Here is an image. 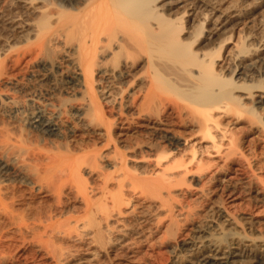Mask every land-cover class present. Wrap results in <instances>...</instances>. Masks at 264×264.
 Listing matches in <instances>:
<instances>
[{
  "label": "rangeland",
  "instance_id": "374dc122",
  "mask_svg": "<svg viewBox=\"0 0 264 264\" xmlns=\"http://www.w3.org/2000/svg\"><path fill=\"white\" fill-rule=\"evenodd\" d=\"M32 1L33 0H0L1 70L3 68V53L6 54L10 52V63L12 64L13 62L11 60L12 57H14V51L16 52L20 49L19 53L24 54H20L21 58L24 56L22 61H20L21 63L18 62L19 64L16 63V65H10L9 63L11 68L8 67L6 73L2 74L3 77L2 75L0 77V98L4 101H2V103L0 102V166H2V168L0 167V182L2 181L0 183V188L2 190L4 187L3 191L7 193L6 196H4L5 192H3V197H5L3 201L5 199L7 200V202L4 201L6 202L4 203L6 206L2 204L5 208H1L2 206H0V264H200V253L203 252V249L199 248L200 251L198 248L196 251L190 250L188 245L191 242H196L194 244H198L199 246L200 241H202L201 243L204 242L203 237L205 236L216 241L223 240L220 241L221 243L226 240V244L223 243L222 245V248L224 247L223 250H226L225 246L229 247H226L227 250H230L231 247L232 249L245 250L246 255L248 253V258H242L241 264H254V258H252V256L259 251L256 248V240L264 239V105L261 104L260 106L255 103L256 100H259V98H257L258 95L263 96L264 99V49H262V46V50L260 49L258 40H256V38L258 39L264 34V0H206L205 2H203V0H160L161 2L169 1L170 3H168L170 6L167 4L162 10L166 17H171L173 19L179 17L186 11L187 13L193 11L190 16H184V19L188 20H185L186 23H183L181 35L184 38H189L188 36L192 37L194 32L200 31L197 37H192L193 39L197 38L195 39V43L193 42V46L198 52L203 51V49L205 51L217 48L219 41L223 37L220 36L217 38L216 36V38L213 37L208 39L207 28L211 25V17L215 15L220 16L221 14L226 17V13L229 14L230 12L241 11L239 16L234 17L237 19L232 18L226 27V32L228 34L231 33V38L228 39L219 53L217 52L216 56H214L216 60L215 66L218 73H220V77L229 78L232 84L228 87L232 90L233 95L240 97L238 107L241 112L236 113L234 109L226 110L225 108L227 105L225 106L224 103H220L219 105L215 104L210 110V120L207 122L205 121L206 124L194 110L199 105L190 101L185 95L181 96L176 92L177 90H185L186 88L184 76L186 77L187 74L183 72L179 66H174V69H176L170 70V76L167 77L170 83L178 89L175 90L173 89L175 87H167L165 89L162 88V90H153L154 94H159L155 96L152 94L145 100L139 99L137 101V105L139 104L138 106L143 110L140 111L137 105L130 102L133 97L132 92L134 89H137L133 94L134 96L141 93L139 92V88L135 85L136 81H139L140 84L142 83L139 87L144 86L140 88L142 91L148 90L147 88L150 84L151 73L149 72L150 70L148 71V68H146L147 73L145 71L146 56L143 55L144 53H139L141 57L139 55L136 66L133 65V68L130 67L131 58L126 56L127 52L133 51L132 49L127 52H123V50L119 51L116 57L111 55L118 48V43L116 42H119V40H115L116 38L111 42L114 48L111 46V48L106 49V54L100 53L101 57L98 60H100V64L102 62L101 67L105 66L104 68L108 69V76H110L108 78H113V80L116 81L115 86L118 84L117 82L120 84L122 81L124 82V80L126 81L128 79L127 82L130 87H126V90H128H125V92L126 94L128 92L129 96L127 97L126 95L124 100L128 99V103L132 105L127 103L124 108L125 110H123L125 112L122 114V116H124L121 123L113 128V135L114 139L116 138V143L111 142L106 145L104 139L105 135L103 133L105 132L104 125L95 123L88 124V126L84 125L85 122L88 121L87 119H84V123H79L81 126H78V129H80L75 130L73 136L68 137V140H71L74 144L91 145V147L93 144V146H97L95 147L96 149L101 148L100 151L108 156L106 157V161H103V159L101 162L99 161L101 164L98 165V167L96 165L93 168L86 166V168L83 169V176H85L88 181L87 186L90 185L87 188H95H93L94 191H92V189L90 190L92 193L87 189L91 197V207L93 208V212H95H92L93 214L91 212H84L85 203L81 199L82 193H79V191L77 192V185L74 187L75 184H72L74 182H69L70 184H67V186L65 185L67 188H61L63 191H60V194L61 192L63 193L60 196L63 200L59 201L61 197H59V194L57 197L56 194L58 191H56V194L52 193L51 184H49L50 182L47 183L46 180V177H49L47 174H50L48 171H51L53 166L47 163L46 155H43L45 159L41 161H35L32 155L33 151L36 153L38 148L42 147L40 145H44L43 147L46 149L50 146L49 149L51 151L53 143L49 140L47 141V139L43 142L44 140H41V138L37 136V132L28 126L26 121L29 113L43 110L45 115L47 114L52 117L54 115L55 117V114L59 111L57 110L58 108L60 111H63V107L66 109L68 108L65 112L63 111V113H61L59 111V113L56 114V120L58 119L57 122L63 130L66 129L65 131H67L68 128H72L75 121L73 119L65 120V118H67L66 115L71 112L70 110L77 108H81L82 110L87 103V92L85 87L81 86V84L74 86L68 83L69 77L75 76L73 75L74 72L71 74L72 68H70L68 57L64 55L65 53L62 48L63 42H57V44L55 43L54 45L46 47V50L44 49L45 51L39 53L40 56L39 54L36 55L37 52L35 55L38 56V58L35 57L37 59L34 61V54H32L33 50L30 52L27 47L34 38L31 39V37L34 36L37 31H35V28L39 24V18L42 14L41 11L44 12L46 9L45 12H47L54 8L55 5H53V0ZM48 1L51 4H49ZM246 10L247 13L245 14L244 11L246 12ZM204 16H207V21L203 20L205 18ZM12 26L15 28L13 29ZM19 26H21V28ZM50 30L52 31L51 27H47L44 31L48 33ZM111 32L109 30L106 33L110 35ZM259 33H262L261 36ZM107 34H102V42L100 44L103 45L107 43L109 40L106 36ZM117 36L121 39V33H118ZM263 36L262 38L264 40ZM26 37H29V41L25 42V39L28 40ZM75 40L72 38V42ZM15 46L19 48L16 49ZM59 46L60 49L58 48ZM30 47L32 46L30 45ZM71 47L72 44L70 43V46L67 45L65 49L70 53L74 46L70 50ZM243 47L246 48V53H244L245 57L242 54V59H235L233 56ZM7 48H10L9 51H7ZM50 50H52V52ZM49 53L51 54V58ZM133 53L134 52H132V54ZM68 56H70V54ZM49 59L57 60L60 64L58 68H50L48 63L51 60ZM169 62L166 60V64H172L171 62L169 64ZM119 69L124 71L130 69L132 72H130L131 74L129 73L128 76L125 75L120 81L115 77L120 71ZM95 73L96 72H94V75ZM129 75L134 76V78L133 76L131 78H133L135 82H133V80L130 81L131 78ZM76 78H80L78 80L81 82V76L78 75L77 77L76 75ZM95 87L96 85H94V88ZM116 87H118V85ZM160 90L161 92H159ZM156 98L158 100L161 99L158 101ZM65 99L67 100L66 104ZM141 104H144L147 109L145 106L141 107L143 106ZM258 105L260 107H258ZM117 106L118 104L116 107ZM60 107H62V109ZM118 108L119 106L112 109L113 111L110 114H106L108 119L118 116V111H120ZM106 109H109V107L107 108L106 106L104 110ZM155 111L157 114L154 113ZM252 112L253 114H251ZM192 117L195 118L193 119ZM204 124L209 126V135L203 132L204 129L202 126H204ZM6 132L8 134H6ZM2 133L3 135H1ZM61 139L56 141L59 142ZM64 141L65 140L62 139L61 142ZM126 142L129 144L131 143L130 146ZM44 143H47V145ZM113 144L119 152H126L125 168L119 165L118 160L115 162L116 160L112 159L115 154V146H113ZM17 145L25 146L20 147L22 148L20 151L16 148ZM23 148L24 150L26 149V154L32 151V154L28 153L32 157L29 155V160L28 157L27 159H25L26 157L23 158L24 162L21 161L22 156H25V154L22 155ZM53 149L55 150L54 147ZM140 151L143 155L145 154L144 158L141 157ZM20 154L22 155L21 157ZM16 155H18V157ZM109 156L111 160H109ZM12 158H16L17 160ZM33 160L36 162V165H32L34 162ZM179 164L180 166H178ZM27 165H32L30 169H34V172H36L35 167L42 166L41 168H45L47 166L48 170L46 172L48 173L43 172V169H41L42 172L40 173H42L41 175L43 176L41 177L44 178V175H46V177L41 179V182H37L38 184L32 181L33 185L31 180L37 181V179H35L36 173H33ZM21 166H24V168ZM56 167L57 166H54V169ZM60 167V170H58L59 167L56 169L59 173L56 170H52L51 172L54 171V175H52V173L50 176L55 178V175H57L55 172L58 173V175L60 173L62 176L65 175V167L63 165H60ZM171 167H174L176 170H173L174 168ZM27 168L28 171H24ZM182 168H185V170ZM164 169H168V172L164 171ZM3 171H5V173ZM25 173H27V175ZM125 173L129 176H126V179L124 176ZM103 174H107L109 180L106 184L107 188L102 192V190H99L101 189L99 185H101L102 178L104 177L102 176ZM132 179L137 181H133ZM143 179L148 181H144L146 185L140 183ZM168 181L173 182L168 185ZM42 182L45 184L43 185ZM176 182L177 185L175 184ZM51 183H53V181ZM58 183L56 181V184ZM147 183L153 184V186ZM159 183L161 184L160 186H158ZM173 183L174 185L172 187ZM71 184L74 186H71ZM154 185H156L157 188ZM162 186L163 189L159 190ZM168 186L169 190L167 189ZM38 187L39 191H37ZM97 187L99 188L98 190ZM170 187L172 189H170ZM52 189H54L53 185ZM111 190L112 192H110ZM162 190L163 192H161ZM105 191H107V193ZM111 193L115 195L118 194L117 196L121 197L122 202L119 203V206L116 204L112 205L111 199L109 198ZM7 203L10 209H7ZM75 207L76 209H74ZM103 207H106L104 208L105 211H103ZM95 208L97 210H95ZM5 210L8 211L6 214ZM2 211H4V214ZM227 211L232 212L235 217L238 216L237 218H245L246 220L244 222L247 221L248 223L246 222L247 224L245 223L243 228L240 223L234 222V224H230V222L226 220L223 221L225 217L228 218ZM10 214H12L13 217ZM49 216L51 217L49 218ZM44 219H47V222H45ZM41 220L42 222H40ZM24 222L26 223L24 224ZM32 222L34 223L32 224ZM171 223L174 225L172 226ZM31 224L35 227H32ZM29 225L31 227H29ZM167 225L168 227L171 225L172 228L169 227L171 230L168 229ZM51 226L54 228H50ZM30 228L34 229H31V231ZM230 230H233L232 236ZM242 232L245 236L243 240L241 237H238V233L241 234ZM55 234L56 237L53 236ZM37 236H40L39 238L41 239H37ZM34 237L36 240H33ZM48 240H50L49 243ZM232 240L233 244L229 246L228 242ZM186 249H188V251Z\"/></svg>",
  "mask_w": 264,
  "mask_h": 264
},
{
  "label": "bare ground",
  "instance_id": "6f19581e",
  "mask_svg": "<svg viewBox=\"0 0 264 264\" xmlns=\"http://www.w3.org/2000/svg\"><path fill=\"white\" fill-rule=\"evenodd\" d=\"M34 1V0H33ZM32 1V2H33ZM46 1V0H45ZM54 3L53 5H55L54 8L50 9L49 11L42 12L41 16H40V20H39V24L37 25V27L39 28H35V35L31 37L32 39V42L29 44V46L27 48H29V51L31 52L32 50V54L33 57H37L36 55H38L40 52H43L45 51L46 47L48 46H51V45H54L55 43L57 44V42H63V51H64V55L68 57V60H69V64H70V68H72V72L71 74L73 73V75L75 77H69V81L68 83L69 84H72V85H80L85 87V90L87 92V103L85 104V106L83 107V109L81 110V108H77V109H74V110H70L71 112L68 113L66 116L67 118H65V120H69V119H73L75 122H74V125L72 126V128H68L67 131H65L66 129H62V127L60 126V124L57 122L56 120V114L59 113L60 109L58 108L57 110L58 113L55 114V117H54V113L52 114V116H49V115H45L44 114V111L42 112L41 110H37L36 112H32V113H29V116L27 118V123H28V126H30V128H33L36 132H37V136L39 138H41V140H44L43 142H45V140L47 139V141L49 140L51 143H53V147L55 148V150L53 149V147L51 146V151L48 147V149H46L45 147H43L44 145H40L42 147L38 148V150L36 151V153L33 151H29L27 152L32 154L33 155V158L35 161H41L42 159H45L43 158V155H46V160H47V163L50 165V166H53L52 170H56L58 167L60 170V165H63L65 167L64 169V174L62 176H60V174L58 175V173L55 172V178L53 176H50V174H52L53 172L51 171H48L50 174L47 176H49L48 178L46 177V175H44L46 177V180H47V183L51 184V190H52V193H57L56 191H58V193L56 194L57 197H58V194H59V197H61L60 195L63 193L61 192L60 194V191H63L61 190V188H64L65 185L67 186V184H70L69 182H74L72 184H75L71 186H74L76 187L77 185V192L79 191V193H82V201H84L85 203V209H84V212L85 213H88V212H93V208L91 207V202H90V196L88 194V191L87 189H89V192L92 193V191H94V187H92V191H90L91 189L90 188H87V180H86V177L83 176V169L87 167H91L93 168L95 165L98 167V165H100L102 159L103 161L105 160L106 161V154L104 155V153H102L100 151V149H96L95 147L97 146H93L92 142V147L91 145H83V144H74L73 142H71V140H68V137L70 136H73L75 134V130H79L78 129V126H81L80 124L84 123V119H87L88 121L87 124L85 122L84 125H87L88 124L90 125L91 123L92 124H100V125H104L105 127V132L104 133V139H105V143L106 145L110 144L111 142H114L116 143V138L114 139V135H113V128H115V126L119 123H121V120L123 118L122 114L123 110H125L124 108L126 107L127 103H128V99L127 100H124V98L129 96L128 92L126 94L125 90H126V87L128 88L129 84H128V79L124 82L122 81L120 84L119 82H117L118 84V87L115 86V83L116 81L113 80V78L110 80L108 77L109 75V72H108V69L107 68H104V67H101L102 66V62L100 64V60H98L100 57H101V54L102 53H105L106 54V49L108 48H111V46L113 47V43L112 40L114 38H116L115 40H119V42H116L118 43V48L116 49V51L113 52V49H112V52L113 54V57H116L118 56V52L119 51H128L130 49H132L134 52L132 54V52H127V57L131 58V63H130V67H134L133 65L136 66V63L139 59V53H144L143 55H145V64H146V68H148V71L151 73L150 74V84L148 85V90H145V91H142L140 88L144 87H139L141 84L139 81H136V86L139 88V93L138 95H133L135 90L137 89H134V91L132 92V100L130 103H133L134 105H137V101L140 99H146L147 97H149V95H152L154 94L153 90L155 89H161L162 88H173L175 86H173L171 83H170V80L167 79L168 76H170V70H175L174 69V66H179L183 72H185L187 74V76L185 78V90H177L178 88L175 87L173 89L177 90L176 92L179 94V95H185V97L189 98L190 101H193L194 103L198 104L197 108H195V112L198 113V115H200L199 117H201L203 120L202 121H208L210 120L211 118V113H210V110L212 109V107L215 106V104L219 105L220 103H224L225 106H226V110H230V109H234L236 111V113L238 112H241L240 111V108L238 107V101H239V98L240 97H237L235 95H233V92L232 90L228 87L230 84H232L231 80L227 77H220V73H218L217 69H216V66H215V58L214 56H216V53L224 47V44L227 43L228 39H230L231 37V31L229 32L230 34H228L226 31V27L228 25V23L232 20V18H234L235 16H239V11L237 12H230L229 14L226 13V17L221 14L220 16L218 15H215L213 17L210 18V23L211 25L209 26L208 29V39L210 38H219L220 36H223L221 38V40L219 41V44L217 46V48H213L211 50H205L203 49V51H197L194 46H193V42L195 43V37L198 36V34H200V31L198 32L197 30H201V29H197L196 31L197 32H194L193 34V38L191 36H188L189 38H184L181 33H182V29H183V23H186L184 19V16H190L191 13L193 12H189L187 13L184 12L182 15H180L179 17H176V18H171V17H166L164 16V13L162 12L164 6H166L169 1L167 2H161L160 0H53ZM51 1V2H53ZM176 1V0H175ZM183 1V0H182ZM194 1V0H193ZM196 1V0H195ZM198 1V0H197ZM202 1V0H201ZM206 0H203V2H205ZM211 1V0H209ZM29 2V1H28ZM31 2V1H30ZM49 2V1H48ZM200 2V1H199ZM257 2V1H256ZM175 3V2H174ZM48 4V3H47ZM46 4V6H47ZM49 4H51L49 2ZM170 4V3H169ZM168 4V5H169ZM195 4V3H194ZM170 6V5H169ZM53 7V6H51ZM168 7V6H167ZM34 8V7H33ZM50 8V7H48ZM166 8V7H165ZM232 8V7H231ZM190 9V8H189ZM213 11V10H212ZM229 12V11H228ZM40 13V12H39ZM244 13L246 14L247 13V10L246 12L244 11ZM207 14V13H206ZM205 14V15H206ZM243 14V13H242ZM241 14V15H242ZM244 14V15H245ZM205 17V16H204ZM203 17V18H204ZM207 17V16H206ZM206 17L203 19L204 21L206 20ZM8 19V18H7ZM234 19H237V18H234ZM13 20V19H12ZM188 20V19H187ZM186 20V21H187ZM14 21V20H13ZM34 21V20H33ZM194 21V20H193ZM207 21V20H206ZM10 22V20H9ZM23 22V21H22ZM17 23V22H16ZM19 23V22H18ZM201 23V22H200ZM202 24V23H201ZM235 24V23H234ZM232 25V24H231ZM14 26V25H13ZM12 26V27H13ZM23 26V24H22ZM201 26V25H200ZM21 28V26H19ZM29 27V26H28ZM27 27V28H28ZM32 27V25H31ZM47 27H51L52 31L50 30V32H45L44 30L47 28ZM110 27V28H109ZM15 27H13L14 29ZM42 29V30H41ZM44 29V30H43ZM106 29V30H105ZM112 29V30H111ZM263 29V28H262ZM11 30V29H10ZM110 30V35H108L106 32ZM13 31V30H12ZM49 31V30H48ZM106 31V32H105ZM119 31V32H118ZM229 31V30H228ZM11 32V31H10ZM20 32V31H19ZM202 32V31H201ZM262 32V31H261ZM34 33V32H33ZM107 34V38H109V40L107 41L106 44H100L102 42V34ZM118 33H121V39L118 38L117 34ZM264 33V32H263ZM228 34V35H226ZM260 34V33H259ZM262 34V33H261ZM260 34V36H261ZM264 34H262L263 36ZM262 36L260 38H256V40H258V44L260 46V49H261V46H262V49H264V40L262 38ZM4 37V36H3ZM191 37V39H190ZM264 37V36H263ZM27 39L29 37H26ZM72 38H74L75 41L72 42ZM106 38V37H105ZM30 39V40H31ZM190 39V40H189ZM1 40V39H0ZM111 40V41H110ZM114 40V41H115ZM193 40V41H192ZM9 41V40H8ZM7 41V42H8ZM25 42L26 41H29L28 40H24ZM71 41V42H70ZM75 42V43H74ZM202 42V41H201ZM12 43V42H11ZM28 43V42H27ZM70 43L72 44V47L70 48V50L72 49V51L69 53L65 48L68 46H70ZM74 43V44H73ZM115 43V42H114ZM6 44V42H5ZM4 44V45H5ZM7 45V44H6ZM5 45V46H6ZM16 45V44H15ZM28 45V44H27ZM30 45L32 47H30ZM8 46V45H7ZM18 46V45H16ZM15 46V47H16ZM193 46V47H192ZM206 46V45H205ZM2 47V46H1ZM0 47V48H1ZM202 47V46H201ZM212 47V46H211ZM240 47V46H239ZM238 47V48H239ZM19 48V47H16V49ZM27 48H24V49H27ZM31 48V50H30ZM53 48V47H52ZM60 49V46L58 47ZM57 48V49H58ZM114 48V47H113ZM244 48V47H243ZM239 49V51L233 56L235 59L237 58H241L242 54L243 56L245 55L244 53H246V48L244 49ZM10 49V48H9ZM9 49L7 48V51H9ZM45 49V50H44ZM51 49V48H50ZM261 49V50H262ZM14 50V49H13ZM245 50V52H244ZM12 51V50H11ZM20 51V49H19ZM19 51H14V54L12 57V62L13 64L16 65V63H21L20 61H22V59L24 58V56H22V58L20 57V54ZM28 51V53H29ZM52 52V50H50ZM54 51V50H53ZM59 51V50H58ZM63 51H60V52H63ZM110 51V50H109ZM26 52V51H25ZM24 52V53H25ZM38 52V53H37ZM249 52V51H248ZM27 53V54H28ZM37 53V54H36ZM101 53V54H100ZM118 53V54H117ZM132 55H130V54ZM4 54V57H3V60H2V65H3V68L1 70L0 68V77L1 75L4 73H6V70L8 69V67L11 68V66H9V63H10V59H11V54L10 52H7L6 54ZM23 54V53H22ZM21 54V55H22ZM36 54V55H35ZM45 54V52H44ZM47 54V53H46ZM50 54V53H49ZM70 54V56H68ZM129 54V55H128ZM251 54V53H249ZM24 55V54H23ZM29 55V54H28ZM60 55V53H59ZM218 55V54H217ZM27 56V55H26ZM40 56V54H39ZM54 56V54H53ZM109 56V55H108ZM32 57V56H31ZM43 57V56H42ZM47 57V56H46ZM45 57V58H46ZM55 57V56H54ZM70 57V58H69ZM107 57V56H106ZM111 57V56H110ZM141 57V55H140ZM245 57V56H244ZM21 58V60H20ZM32 59L34 61H36V59ZM44 58V57H43ZM50 58H51V54H50ZM58 58V56H57ZM104 58V57H102ZM264 58V57H263ZM242 59V58H241ZM260 59V57H259ZM44 60V59H43ZM51 60V59H49ZM48 60V62H49ZM108 60V59H107ZM114 60V59H112ZM130 60V59H129ZM165 60V61H164ZM166 60H168V62L170 61L172 64H166ZM218 60V59H217ZM29 61V60H27ZM31 61V60H30ZM40 61V59H39ZM46 61V60H45ZM62 61V59H61ZM32 62V61H31ZM116 62V61H114ZM113 62V63H114ZM255 62V61H254ZM18 63V64H19ZM27 63V62H26ZM45 63V62H44ZM58 63V64H57ZM63 63V61H62ZM12 63H10V65H13ZM41 64V63H40ZM43 64V63H42ZM47 64V63H46ZM49 66L50 68H53V67H57L58 68V65L59 62L57 60H51L49 63ZM117 64V63H116ZM1 65V64H0ZM14 65V66H15ZM64 65V64H63ZM68 65V64H67ZM105 65V64H104ZM132 65V66H131ZM228 65V64H227ZM18 66V65H17ZM45 66V65H44ZM48 66V65H46ZM127 66V65H126ZM2 67V66H0ZM194 67V69H193ZM15 68V67H14ZM44 68V67H43ZM130 68V69H132ZM113 69V68H111ZM128 69V68H126ZM129 70H120L115 77H117V79H119L120 81L125 77V75L128 76V74L132 71ZM144 69V68H143ZM178 69V68H177ZM49 70V68H48ZM54 70V69H52ZM51 70V71H52ZM70 70V69H69ZM68 70V71H69ZM79 71V73H78ZM136 71V70H135ZM140 71V70H139ZM146 73H147V69L145 70ZM180 71V70H179ZM21 72V71H20ZM77 72V73H76ZM94 72L95 75H94ZM173 72V71H172ZM171 72V73H172ZM8 73V72H7ZM64 73V72H63ZM62 73V74H63ZM52 74V73H51ZM50 74V76H51ZM99 74V75H98ZM131 74V73H130ZM149 74V73H148ZM183 74V73H182ZM222 74V73H221ZM8 75V74H7ZM76 75L78 77L81 76V82L78 80L80 78H76ZM137 75V74H136ZM130 76V75H129ZM133 75L130 76V78L132 77ZM3 77V75H2ZM97 77V78H96ZM10 78V77H9ZM70 78H71V81H70ZM127 78V77H126ZM134 78V76H133ZM133 78H131L130 81L133 80ZM141 78V77H140ZM2 79V78H1ZM4 79V78H3ZM149 79V78H148ZM183 79V78H182ZM146 80V79H145ZM169 80V81H168ZM231 81V82H230ZM96 84H95V83ZM133 82H135V80H133ZM132 82V83H133ZM131 84V83H130ZM236 84V83H235ZM60 85V84H59ZM94 85H96V87L94 88ZM133 85V84H132ZM65 86V85H64ZM134 86V85H133ZM132 86V87H133ZM239 86V85H238ZM130 87V86H129ZM135 87V86H134ZM136 87V88H137ZM7 88V87H6ZM44 88V87H43ZM57 88V87H56ZM59 88V87H58ZM238 88V87H237ZM55 89V88H54ZM68 89V88H67ZM1 90V89H0ZM34 90V89H33ZM57 90V89H56ZM82 90V89H81ZM128 90V89H127ZM126 90V91H127ZM133 90V89H132ZM161 90L159 92H161ZM181 91V92H180ZM18 92V91H17ZM156 92V91H155ZM158 92V91H157ZM164 92V91H163ZM27 93V92H26ZM125 93V94H124ZM9 94V93H8ZM159 94V93H158ZM157 93L154 94L155 95H158ZM14 95V94H13ZM162 95V94H161ZM83 96V95H82ZM248 96V95H247ZM1 97V96H0ZM151 97V96H150ZM157 97V96H156ZM159 97V96H158ZM162 97V96H161ZM26 98V97H25ZM54 98V97H53ZM83 98V97H82ZM257 98H259V100H256L255 103L256 104H259L261 106L264 105V99H263V96H260L258 95ZM155 99V98H154ZM157 99V98H156ZM161 99V98H160ZM159 99V100H160ZM1 100V98H0ZM16 100V99H15ZM66 100V99H65ZM124 100V101H123ZM143 100V102H144ZM158 100V99H157ZM158 100V101H159ZM224 100V102H223ZM3 100H1L0 102L2 103ZM12 101V100H11ZM36 101V100H35ZM58 101V100H57ZM4 102V101H3ZM9 102V100H8ZM7 102V103H8ZM18 102V101H17ZM142 102V103H143ZM149 102V101H148ZM163 102V100H162ZM6 103V102H5ZM67 103V100L65 102V104ZM241 103V102H239ZM10 104V102H9ZM13 104V103H12ZM28 104V103H27ZM30 104V103H29ZM118 104L119 108L118 110V116L117 117H111L108 119V116L106 115L107 113H111L114 109V108H117L116 105ZM129 104V103H128ZM157 104V103H156ZM8 105V104H7ZM61 105V104H60ZM69 105V104H68ZM83 105V104H82ZM129 105H132V104H129ZM139 105V104H138ZM137 105V106H138ZM143 106L141 107H144L145 105L144 104H141ZM161 105V104H159ZM188 105V104H187ZM240 105V104H239ZM247 105V104H246ZM258 105V107H260ZM107 106V108L109 107V109H106L104 110V108ZM243 106V105H241ZM8 107V106H7ZM71 107V106H70ZM133 107V106H132ZM139 107V106H138ZM157 107V106H156ZM159 107V106H158ZM187 107V106H186ZM257 107V108H258ZM13 108V107H12ZM40 108V107H39ZM44 108V107H43ZM51 108V107H50ZM54 108V107H53ZM62 109V107H60ZM146 108V106H145ZM217 108V107H216ZM220 108V107H218ZM249 108V107H248ZM11 109V108H10ZM68 109V108H67ZM66 108L63 107V111L65 112V110H67ZM140 111H143L140 107H139ZM147 109V108H146ZM158 109V108H157ZM180 109V108H179ZM224 109V108H223ZM54 110V109H53ZM177 110V109H176ZM63 111H60L61 113H63ZM139 111V112H140ZM149 111V110H148ZM178 111V110H177ZM192 111V110H191ZM243 111H246V110H243ZM8 112V111H7ZM147 112V110H146ZM150 112V111H149ZM160 112V111H159ZM180 112V111H179ZM178 112V114H179ZM190 112V111H189ZM247 112V111H246ZM251 112V111H249ZM248 112V113H249ZM67 113V111H66ZM154 113L157 114V112L155 111ZM150 114V113H149ZM155 114V115H156ZM253 114V112L251 113ZM60 115V114H59ZM62 115V114H61ZM64 115V114H63ZM191 115V114H190ZM107 116V117H106ZM126 116V115H125ZM157 116V115H156ZM160 116V115H159ZM129 117V116H128ZM57 118H58V115H57ZM193 118V117H192ZM195 118V117H194ZM193 118V119H194ZM200 118V119H201ZM23 120V119H22ZM81 122V123H80ZM98 122V123H97ZM201 122V121H200ZM205 122V124H206ZM80 123V124H79ZM202 126L203 127V132H205L206 135H209V126L205 125ZM70 125V124H68ZM72 125V124H71ZM64 126V125H63ZM66 128V127H65ZM7 129V128H6ZM23 129V128H22ZM6 134H8L6 132ZM82 134V133H81ZM101 134V133H100ZM99 134V135H100ZM179 134V133H178ZM3 135V133L1 134ZM5 135V134H4ZM77 135V134H76ZM96 136V135H95ZM7 137V136H6ZM10 137V136H9ZM31 137V136H30ZM4 138V137H3ZM25 138V137H24ZM65 140L64 142H61L62 139ZM23 139V138H22ZM54 139V141H53ZM61 139L59 142L56 141V140H59ZM169 139V138H168ZM130 140V139H129ZM1 141V140H0ZM9 141V140H8ZM20 141V140H19ZM18 141V142H19ZM23 141V140H22ZM40 141V140H39ZM46 141V142H47ZM124 141V140H123ZM168 141V140H167ZM6 142V141H5ZM61 142V143H60ZM140 142V141H139ZM154 142V141H153ZM36 143V142H35ZM38 143V142H37ZM87 144H90L88 142H86ZM127 143V142H126ZM141 143V142H140ZM145 143V142H144ZM148 143V142H147ZM170 143V142H169ZM22 144V143H20ZM43 144V143H42ZM47 145V143H44ZM97 144V143H96ZM129 146L130 144L127 143ZM33 145V144H32ZM36 145V144H34ZM45 145V146H46ZM105 145V144H104ZM137 145V143H136ZM139 145V144H138ZM18 146V145H17ZM16 148L17 149H22L20 147H24L25 145H20ZM30 146V145H29ZM37 146V145H36ZM36 146H35V149H36ZM113 146H115L113 144ZM6 147V146H5ZM106 147V146H105ZM137 147V146H136ZM2 148V147H1ZM8 148V147H6ZM15 148V149H16ZM149 148V147H148ZM154 148V147H153ZM3 149V148H2ZM35 149H32V150H35ZM18 150V151H19ZM30 150V149H29ZM54 150V151H52ZM125 150V149H124ZM1 151V150H0ZM21 151V150H20ZM19 151V152H20ZM24 151V152H23ZM23 151H22V155L25 154V156L23 157L21 154H20V157L22 156V160L24 162V159H27L28 157V160H29V155L27 156L26 154V149L24 150L23 148ZM28 151V150H27ZM115 154L113 155L114 158L112 159H115L117 162L118 160V163L119 165L121 166H124L125 165V162H126V158H125V153L122 152V151H118L116 149V146H115ZM131 151V150H130ZM8 152V151H7ZM10 152V150H9ZM17 152V151H16ZM141 152V151H140ZM194 152V151H193ZM13 153V152H12ZM149 153V152H148ZM170 153V152H169ZM8 154V153H7ZM15 154V153H14ZM18 154V153H17ZM144 158V155L143 153L141 152L140 153ZM19 155V154H18ZM18 155H16L18 157ZM15 156V157H16ZM31 156V155H30ZM171 156V155H170ZM16 157V158H17ZM32 157V156H31ZM128 157V156H127ZM165 157V156H164ZM16 158H12V159H16ZM131 158V157H130ZM174 158V157H173ZM11 159V160H12ZM18 159V158H17ZM16 159V160H17ZM32 159V158H31ZM33 160V161H34ZM109 160H111L110 156H109ZM32 161V160H31ZM33 162L32 165H36V162ZM100 161V162H99ZM108 161V160H107ZM156 161V159H155ZM158 161V159H157ZM22 162V163H23ZM43 162V161H42ZM182 162V161H181ZM21 163V164H22ZM26 163V161H25ZM99 163V164H98ZM128 163V162H127ZM183 163V162H182ZM7 164V163H6ZM24 164V163H23ZM31 164V163H30ZM41 164V163H40ZM113 164V163H112ZM178 164V163H177ZM20 165V164H19ZM32 165H30L32 167ZM42 165V164H41ZM148 165V164H147ZM159 165V164H158ZM165 165V164H164ZM14 166V165H13ZM17 166V165H16ZM25 166V164H24ZM24 166L22 168H24ZM28 166V165H27ZM30 166L29 169L31 168ZM44 166V165H42ZM41 166V167H42ZM54 166H57L55 169H54ZM113 166V165H111ZM118 166V165H117ZM170 166V165H169ZM180 166V164L178 165ZM2 168V166H0ZM40 166L39 167H35V170L36 172H34V169H30L33 173H36V178H35V174H34V178L37 179V181L35 182V180H31V183L32 181H34V183L36 184L37 182H41V179H44L42 178L43 176L41 175L42 173V170L43 169V172H46L48 170V167L46 166L45 168H41ZM101 167V166H100ZM134 167V166H133ZM175 167V165H174ZM174 167H171V168H174ZM183 167V166H182ZM18 168V166H17ZM120 168V166H119ZM125 168V166H124ZM187 168V167H186ZM143 169V168H142ZM183 169V168H182ZM94 170V169H93ZM96 170V168H95ZM94 170V171H95ZM118 170V169H117ZM168 170V169H167ZM166 169H164V171H167ZM173 170H176L175 168ZM172 170V171H173ZM179 170V169H178ZM185 170V168L183 169ZM20 171V170H19ZM24 171H28V168ZM30 171V172H31ZM90 171V170H89ZM98 171V170H97ZM122 171V170H121ZM125 171V169H124ZM170 171V169H169ZM5 173V171H3ZM21 172V171H20ZM31 172V173H32ZM46 172V173H48ZM61 172V171H60ZM86 172V171H85ZM109 172V171H108ZM129 173H131L130 171H128ZM163 172V171H162ZM168 172V171H167ZM182 172V171H181ZM189 172V171H188ZM91 173V172H90ZM98 173V172H97ZM96 173V174H97ZM116 173V171H115ZM184 173V172H183ZM186 173V172H185ZM1 174V173H0ZM27 175V173H25ZM101 174H102V171H101ZM109 174V173H108ZM139 174V173H138ZM157 174V173H156ZM177 174V173H176ZM175 174V175H176ZM7 175V174H6ZM29 175V173H28ZM33 175V174H32ZM54 175V173L52 174ZM99 175V174H98ZM116 175V174H115ZM169 175V174H167ZM180 175V174H179ZM184 175V174H183ZM42 176V177H41ZM104 176L102 178V182H101V185H99V189L97 187V190L99 189L100 191L107 188L106 187V184L108 183V180H109V177L106 175H102ZM110 176V174H109ZM125 179H126V176H128L126 173H125ZM123 176V178H124ZM132 176V175H131ZM171 176V175H170ZM169 176V177H170ZM182 176V174H181ZM58 177V178H57ZM85 177V178H84ZM129 177V176H128ZM133 177V176H132ZM168 177V176H167ZM30 178V177H29ZM33 178V177H32ZM51 178H52V181L53 183L56 184V181L58 184H53L51 183ZM100 178V177H99ZM111 178V177H110ZM119 178V177H118ZM122 178V179H123ZM131 178V177H130ZM134 178H137V177H134ZM7 179V178H6ZM50 181H49V180ZM55 181H54V180ZM58 179V180H57ZM113 179H116V178H113ZM128 179V178H127ZM182 179V178H181ZM9 180V179H8ZM131 180V179H130ZM133 181H137V180H134L132 179ZM139 180V179H138ZM146 180V179H145ZM144 179L142 180V183L143 185H146V182H148L146 180V182ZM4 181V180H3ZM44 181V180H43ZM101 181V179H100ZM111 181V180H110ZM120 181V180H119ZM132 181V182H133ZM152 181V180H151ZM150 181V182H151ZM2 182V181H1ZM0 182V183H1ZM23 182V181H22ZM46 182V181H45ZM96 182V181H95ZM117 182V181H116ZM115 182V183H116ZM125 182V180H124ZM127 182V181H126ZM169 182V181H168ZM173 181H170L169 183H167L168 185L171 184ZM21 183V182H20ZM30 183V184H31ZM43 183V182H42ZM91 183V182H90ZM94 183V182H93ZM92 183V184H93ZM120 183V182H118ZM129 183V182H128ZM145 183V184H144ZM6 184V183H5ZM8 184V183H7ZM33 184V183H32ZM38 184V183H37ZM45 183H43L44 185ZM141 184V185H142ZM148 184V183H147ZM150 184V183H149ZM148 184V185H149ZM154 184V182H153ZM153 184L151 186H153ZM158 184V183H157ZM166 184V185H167ZM177 185V182L175 183ZM25 185V184H24ZM28 185V184H27ZM34 185V184H33ZM48 185V184H47ZM52 185L54 186V189H52ZM120 185V184H119ZM161 184L159 183L158 186H160ZM165 185V184H163ZM174 183L172 184V187H173ZM4 186V184H3ZM7 186V185H6ZM14 186V184H13ZM31 186V185H30ZM94 186V185H93ZM97 186V184H96ZM132 186V185H131ZM150 186V187H151ZM156 187V185H154ZM171 186V185H170ZM1 187V186H0ZM46 187V186H45ZM120 187V186H119ZM118 187V188H119ZM123 187V186H122ZM147 187V186H146ZM12 188V187H11ZM48 188V187H47ZM67 188V187H65ZM69 188V187H68ZM72 188V187H71ZM94 188V189H93ZM117 188V189H118ZM145 188V187H144ZM154 188V187H153ZM157 188V187H156ZM169 188V186L167 187V189ZM7 189V188H6ZM14 189V187H13ZM31 189V188H30ZM34 189V188H33ZM39 187L37 188V191ZM50 189V188H49ZM70 189V188H69ZM73 189V188H72ZM75 189V188H74ZM110 189V188H108ZM107 189V190H108ZM160 189H163V186L162 188H159ZM170 189H172L170 187ZM4 190V187L0 188V206H2L1 208H5L4 206H6L4 203L7 202V200L5 199L4 202L3 201V195L5 192V195L6 196V191H3ZM32 190V189H31ZM30 190V191H31ZM113 190V189H112ZM112 190L110 192H112ZM116 190V189H115ZM121 190V189H120ZM146 190V189H145ZM165 190V189H164ZM169 190V189H168ZM167 190V191H168ZM11 191V190H10ZM15 191V190H14ZM49 191V190H48ZM54 191V192H53ZM76 191V190H75ZM74 191V192H75ZM114 191V190H113ZM119 191V189H118ZM173 191V190H172ZM96 192V191H95ZM107 193V191H105ZM116 192V191H115ZM157 192V191H156ZM155 192V193H156ZM163 192V190L161 191ZM122 193V192H121ZM120 193V194H121ZM2 194V195H1ZM95 194V193H94ZM114 193H111V196L109 197L111 199V203L112 205L113 204H116L117 206H119V203L122 202V199L121 197L117 196V195H113ZM123 194V193H122ZM165 194V193H164ZM174 194V193H172ZM171 194V195H172ZM70 195V194H69ZM108 195V194H107ZM159 195V194H157ZM73 196H76V195H73ZM121 196V195H120ZM56 197V198H57ZM157 197V196H156ZM12 198V197H11ZM79 198V199H80ZM97 198V196H96ZM165 198H166V195H165ZM58 199V198H57ZM56 199V200H57ZM80 199V200H81ZM124 199V198H123ZM128 199V198H127ZM10 200V199H9ZM12 200V199H11ZM63 200L62 197L59 201ZM125 200V199H124ZM160 200H161V197H160ZM165 200V199H164ZM13 201V200H12ZM11 201V202H12ZM102 201V200H101ZM104 201V200H103ZM163 201V200H162ZM161 201V202H162ZM166 201V200H165ZM58 202V201H57ZM107 202V201H105ZM109 202V201H108ZM159 202V203H161ZM10 203V202H9ZM110 203V202H109ZM125 203V202H124ZM4 206H3V205ZM59 204V203H58ZM56 204V205H58ZM61 204V202H60ZM106 204V203H105ZM8 203H7V209L9 208L8 207ZM98 205V203H97ZM108 205V204H107ZM165 205V203H164ZM95 206V205H94ZM105 206V205H103ZM116 206V207H117ZM163 206V205H162ZM169 206V205H168ZM13 207V206H12ZM40 207V206H39ZM101 207V206H99ZM112 207V206H111ZM29 208V207H28ZM98 208V207H97ZM102 208V207H101ZM106 208V207H103V209ZM109 208V207H107ZM113 208V207H112ZM6 209V210H7ZM10 209V208H9ZM39 209V208H38ZM76 209V207L74 208ZM99 209V208H98ZM5 210V211H6ZM69 210V209H68ZM95 210H97L95 208ZM107 210V209H106ZM111 210V209H110ZM170 210V209H169ZM173 210V209H171ZM41 211V210H40ZM105 211V209L103 210ZM112 211V210H111ZM1 212V210H0ZM8 211L5 212V214L7 213ZM20 212V211H19ZM114 212V211H113ZM2 213L4 214V211H2ZM16 213V212H15ZM23 213V212H21ZM40 213V212H39ZM44 213V212H43ZM95 213V212H93ZM92 213V214H93ZM172 213V212H171ZM46 214V213H45ZM103 214V213H102ZM112 214V213H110ZM12 215V214H10ZM37 215V214H35ZM91 215V214H90ZM97 215V214H96ZM104 215V214H103ZM102 215V216H103ZM6 216V215H5ZM18 216V215H16ZM45 216V215H44ZM93 216V215H92ZM13 217V215H12ZM41 217V216H40ZM39 217V218H40ZM51 216H49L50 218ZM227 217H225L224 220H226L227 222H230V224H234V222L236 223H240L243 228H244V225L245 223L247 222H244L246 219L245 218H237L235 217V215L230 212V211H227ZM240 217V216H239ZM22 218V217H21ZM37 218V217H36ZM20 219V218H19ZM23 219V218H22ZM21 219V220H22ZM110 219V218H109ZM170 219V218H169ZM176 219V218H175ZM20 220V221H21ZM24 220V219H23ZM22 220V221H23ZM39 220V219H37ZM47 220V219H46ZM45 219L44 221L47 222ZM111 220V219H110ZM173 220V218H172ZM9 221V220H8ZM50 221V220H49ZM69 221V220H68ZM117 221V220H116ZM222 221V222H223ZM42 222V220L40 221ZM67 222V221H66ZM177 222V220H176ZM250 222V221H249ZM6 223V222H5ZM22 223V222H21ZM26 222H24L25 224ZM34 222H32L33 224ZM175 223V222H174ZM248 223V222H247ZM246 223V224H247ZM251 223V222H250ZM15 224V223H14ZM19 224V223H18ZM31 224V225H32ZM46 224V223H45ZM124 224V223H123ZM49 225V224H48ZM47 225V226H48ZM54 225V224H53ZM109 225V224H108ZM114 225V224H113ZM172 225V223H171ZM171 225L169 227H171ZM174 225V224H173ZM172 225V226H173ZM224 225V224H223ZM237 225V224H236ZM255 225V224H254ZM20 226V225H19ZM25 226V225H24ZM27 226V225H26ZM221 226V225H220ZM241 226V227H242ZM29 227H31L29 225ZM28 227V229H29ZM32 227H35L32 225ZM53 226H51L50 228H52ZM168 227V225H167ZM168 227V229H169ZM54 228V227H53ZM109 228V227H107ZM166 228V227H165ZM164 228V229H165ZM172 228V227H171ZM171 228L169 230H171ZM31 229H34V228H30ZM36 229V228H35ZM98 229V228H97ZM233 229V228H231ZM45 230V229H44ZM101 230V228H100ZM108 230V229H107ZM208 230V229H207ZM3 231V230H2ZM32 231V230H31ZM38 231V229H37ZM46 231V230H45ZM106 231V230H105ZM110 231V230H109ZM112 231V229H111ZM227 231V230H226ZM233 231V230H232ZM232 231L230 230L231 232V236H232ZM236 231V230H234ZM21 232V231H19ZM34 232V231H33ZM32 232V233H33ZM40 232V231H39ZM44 232V231H43ZM47 232V231H46ZM60 232V231H59ZM68 232V231H67ZM66 232V233H67ZM95 232V231H94ZM99 232V231H98ZM107 232V231H106ZM174 232V231H173ZM235 233V232H234ZM2 234V233H1ZM36 234V233H35ZM41 234V233H40ZM69 234V232H68ZM76 234V233H75ZM104 234V233H103ZM243 232L240 234L238 233V237H241V239L243 240L245 237L244 234L242 236ZM34 235V234H33ZM44 235V233H43ZM58 235V234H57ZM98 235V234H97ZM246 235V234H245ZM30 236V235H29ZM41 236V235H40ZM39 236V237H40ZM51 236V235H50ZM56 237V234L53 235ZM52 236V237H53ZM38 237V236H37ZM37 238V239H41V238ZM62 237V236H61ZM82 237V236H80ZM197 237V236H196ZM206 237V236H205ZM204 238V242L201 243L202 241H200L199 243V246L198 244H194V243H189L188 247L190 250H199V248L203 249V252H201V259H199V261L201 262L200 264H241L242 260L244 258H248V253L246 255V252L245 250L243 249H231L230 250H227L226 247L228 246H225V249L226 250H223L222 248V245L223 243L227 242L225 240V242H220V241H223V240H219V241H216V240H212L208 237H206V239ZM2 238V237H1ZM21 238V237H20ZM97 238V236H96ZM221 238V237H220ZM43 239H46V238H43ZM231 239V238H230ZM254 239V238H253ZM23 240V239H22ZM33 240H36L35 237ZM27 241V240H25ZM50 240H48V243H49ZM52 241V240H51ZM248 241V240H247ZM250 241V240H249ZM252 241V240H251ZM47 242V241H46ZM53 242V241H52ZM25 243V242H24ZM47 243V244H48ZM51 243V242H50ZM256 243H257V249L259 250L258 253L256 252V254L254 256H252V258H254L253 262L254 264H264V239H261V240H256ZM187 244V242H186ZM185 244V245H186ZM226 244V243H225ZM229 246H231V244H233V240L232 241H229L228 242ZM227 244V245H228ZM237 244V243H236ZM249 244V243H248ZM247 244V245H248ZM251 244V243H250ZM183 245V244H182ZM181 247V246H180ZM179 247V248H180ZM229 248V247H228ZM185 249V248H184ZM188 251V249H186ZM189 250V251H190ZM180 251V250H179ZM194 251V252H195ZM200 251V250H199ZM186 254V253H185ZM191 254V253H190ZM199 254V255H200ZM238 258V259H237ZM243 258V259H242ZM249 260V259H248ZM251 261V260H250ZM199 264V263H198Z\"/></svg>",
  "mask_w": 264,
  "mask_h": 264
}]
</instances>
